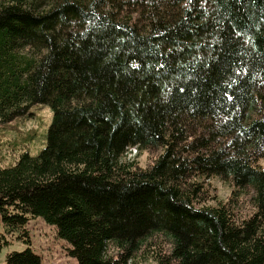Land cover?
<instances>
[{"label":"trees","instance_id":"16d2710c","mask_svg":"<svg viewBox=\"0 0 264 264\" xmlns=\"http://www.w3.org/2000/svg\"><path fill=\"white\" fill-rule=\"evenodd\" d=\"M35 106L46 146L0 166L6 264H43L38 219L77 264H264V0H0V126Z\"/></svg>","mask_w":264,"mask_h":264},{"label":"rangeland","instance_id":"374dc122","mask_svg":"<svg viewBox=\"0 0 264 264\" xmlns=\"http://www.w3.org/2000/svg\"><path fill=\"white\" fill-rule=\"evenodd\" d=\"M53 114L49 107L35 106L26 117L19 118L14 122L0 126V166H12L14 159L26 149L27 141L33 139L29 144V153L37 156L46 146L44 138L52 124ZM44 144V146H40ZM17 145V147L15 146ZM160 153L147 151L140 153L137 150L128 155V160L135 159L139 168L147 170L151 168L159 158ZM16 160V159H15ZM259 168L264 171V161L259 162ZM205 198L202 205L207 207H217L219 203H228L232 197L234 189L222 183L218 179H212L204 185ZM251 194V193H250ZM235 215L240 221L251 219L255 210L251 204L249 194L239 196L234 201ZM30 241L35 254L41 257L43 264H77V261L70 258V246L60 240L53 227L38 219L31 221L27 227ZM4 235V228L0 223V236ZM26 249L20 242H13L11 246L4 248L0 254V264H6L7 256L13 252H22ZM139 264H147L140 261Z\"/></svg>","mask_w":264,"mask_h":264},{"label":"bare ground","instance_id":"6f19581e","mask_svg":"<svg viewBox=\"0 0 264 264\" xmlns=\"http://www.w3.org/2000/svg\"><path fill=\"white\" fill-rule=\"evenodd\" d=\"M132 151H134V150H132ZM136 151V150H135Z\"/></svg>","mask_w":264,"mask_h":264}]
</instances>
